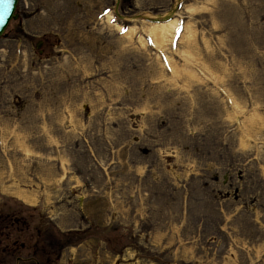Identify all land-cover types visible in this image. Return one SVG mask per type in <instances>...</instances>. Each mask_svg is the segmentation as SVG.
I'll use <instances>...</instances> for the list:
<instances>
[{
  "label": "rangeland",
  "instance_id": "obj_1",
  "mask_svg": "<svg viewBox=\"0 0 264 264\" xmlns=\"http://www.w3.org/2000/svg\"><path fill=\"white\" fill-rule=\"evenodd\" d=\"M171 9L180 26L155 41L145 21ZM15 11L0 214L40 219L46 264H264V0Z\"/></svg>",
  "mask_w": 264,
  "mask_h": 264
},
{
  "label": "flooded vegetation",
  "instance_id": "obj_2",
  "mask_svg": "<svg viewBox=\"0 0 264 264\" xmlns=\"http://www.w3.org/2000/svg\"><path fill=\"white\" fill-rule=\"evenodd\" d=\"M43 229L34 215L0 214V264H46Z\"/></svg>",
  "mask_w": 264,
  "mask_h": 264
},
{
  "label": "bare ground",
  "instance_id": "obj_3",
  "mask_svg": "<svg viewBox=\"0 0 264 264\" xmlns=\"http://www.w3.org/2000/svg\"><path fill=\"white\" fill-rule=\"evenodd\" d=\"M201 7H199V8H201ZM188 8L192 11L195 9H198L197 7H195L193 5L188 6ZM112 17H113V15L110 16V18H112ZM168 20L169 19H167V20H163V19L153 20V19H151V21L150 20L145 21V28H146L147 32L150 35H152V37L154 38L155 41L162 42L164 40L170 39L174 35L175 30L180 26V20L177 17H175L169 21ZM116 26L118 28L122 27L119 24H116ZM182 27L184 28L183 36H185L187 39L188 38L190 39L194 35V32H195L191 26V23L186 22L183 24ZM134 29H135V27H132L131 29H129L128 34L130 32H132ZM164 42H167V41H164ZM17 194L21 198H23L24 200H27L28 202L29 201L32 202L34 200L31 196L23 194V192H17Z\"/></svg>",
  "mask_w": 264,
  "mask_h": 264
},
{
  "label": "water",
  "instance_id": "obj_4",
  "mask_svg": "<svg viewBox=\"0 0 264 264\" xmlns=\"http://www.w3.org/2000/svg\"><path fill=\"white\" fill-rule=\"evenodd\" d=\"M17 2H18V0H11L10 4L0 3V11L5 12V14H6V19L4 20L3 23H0V36L3 33V31H4L5 27L7 26V24L9 23L10 19L17 17L18 13L15 11ZM115 10H117V9H115ZM172 13H174V9H171L169 11V13L163 14L160 17L153 16V17H150V18H152L153 20H158V19L159 20L160 19L167 20ZM39 43H40V41H38L36 45L38 46Z\"/></svg>",
  "mask_w": 264,
  "mask_h": 264
},
{
  "label": "snow or ice",
  "instance_id": "obj_5",
  "mask_svg": "<svg viewBox=\"0 0 264 264\" xmlns=\"http://www.w3.org/2000/svg\"><path fill=\"white\" fill-rule=\"evenodd\" d=\"M0 3L3 4H10L11 0H0ZM6 19V14L3 11H0V23H3L4 20Z\"/></svg>",
  "mask_w": 264,
  "mask_h": 264
}]
</instances>
